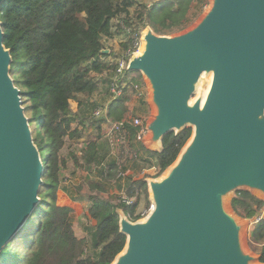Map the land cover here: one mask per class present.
Listing matches in <instances>:
<instances>
[{
    "label": "water",
    "instance_id": "1",
    "mask_svg": "<svg viewBox=\"0 0 264 264\" xmlns=\"http://www.w3.org/2000/svg\"><path fill=\"white\" fill-rule=\"evenodd\" d=\"M141 41L127 71L150 91L145 147L159 151L186 128L191 136L159 178L146 179V217L119 213L126 241L111 264H260L226 199L248 191L264 201V0H210L191 27H147ZM11 60L0 22V253L40 203L45 173Z\"/></svg>",
    "mask_w": 264,
    "mask_h": 264
},
{
    "label": "trees",
    "instance_id": "2",
    "mask_svg": "<svg viewBox=\"0 0 264 264\" xmlns=\"http://www.w3.org/2000/svg\"><path fill=\"white\" fill-rule=\"evenodd\" d=\"M202 6L203 0L1 3L3 45L12 58L10 76L20 90L22 106L33 125L32 138L45 173L38 193L40 203L24 228L0 253V264H111L123 250L126 237L119 232V213L135 222L141 218V203L148 212L146 179L159 178L173 164L190 138L191 129L164 136L159 151L138 142V128L129 119L127 103L134 93L132 86L143 85L142 76L124 70L119 84L125 81L127 86L112 99L110 85L116 71L113 60L118 53L101 51L106 49V40L116 35L124 37L120 43L123 55L132 51L134 40L147 27L157 35L179 33L190 25L195 10L200 11ZM101 90L109 99L104 105L92 100ZM71 102L77 103L76 113H72ZM97 108L105 110L98 118L93 116ZM87 110L91 111L89 117L85 116ZM79 117H91L98 132L96 137H88L80 161L72 158L74 166L88 174L81 177L75 197L87 202L86 213L95 221L94 226L85 227L81 238L73 229V209L56 203L66 166L60 152L66 139L80 138V130L71 129ZM106 122L122 124L103 138L101 124ZM139 164L142 170L152 169L153 175L143 174L136 179L125 175L129 166ZM93 169H98L99 178L89 176ZM114 185L119 193L111 192ZM229 206L239 218L254 221L264 209V201L248 191H237ZM249 240L260 245L258 262L264 264V217L253 223Z\"/></svg>",
    "mask_w": 264,
    "mask_h": 264
},
{
    "label": "rangeland",
    "instance_id": "3",
    "mask_svg": "<svg viewBox=\"0 0 264 264\" xmlns=\"http://www.w3.org/2000/svg\"><path fill=\"white\" fill-rule=\"evenodd\" d=\"M143 1H146V0H143ZM209 4H210V0H203L202 8H200V11L195 10L196 11L195 17L187 28L191 27L193 24H195L198 21V19L203 15V13L209 7ZM134 9L135 8H132L130 11L133 12ZM113 23H115V22H113ZM143 31L141 32V37L139 40L138 50H137L136 54H138V52L140 51V49L142 47L141 38H142ZM123 41H124V37L122 35H116L114 40L109 42V46L113 50L112 52L118 53L117 58H119L123 55V52H121V50H120V43ZM106 45H108V41H107ZM104 50H106V49H104ZM116 59L113 60L114 63L116 62ZM108 60L112 61L111 59H108ZM206 81H207V77H206ZM142 82H143V85L140 86V94H141V97L143 99L141 100L140 96L135 95L136 99L134 101V105L129 106V107H131V109L133 107H135L134 108L135 111L133 113L130 112L129 119H131L133 117L134 118L137 117V118H141V119L145 120L146 122H148L151 119L154 111H153L151 104L149 103V98H150L149 87H148V85H147V83L143 77H142ZM208 83L209 82H207V84L202 88L203 92H205L204 88L207 87ZM107 89H108V86H107ZM200 89H201V87L199 85L197 88L196 95L198 94ZM79 99H82V98L79 97ZM92 100H96L99 105H104V104H106V102L109 99H108V95L106 93H103L101 90V92L99 94H96ZM192 101H193V99H192ZM70 104H71L72 113H76L77 103L71 102ZM127 105H128V103H127ZM90 112L91 111L87 110L85 113V116L89 117ZM91 120H92L91 117L88 119H83L82 117L77 118V120L71 125V129L80 130L81 136H80V138L66 139L65 146L60 152L61 157H63L65 159L66 166H65V168L62 169V173H61V180H62L61 188L62 189L58 190L56 193V203L59 206L68 204L70 206V208L73 209L72 225H73V229H74L76 236L79 238L85 236V227L94 226L95 221L91 220L86 213V208L88 206L87 202L84 201L82 198H78V197L76 198L75 197L77 195L75 188L79 185L81 177H84L88 174L83 168L75 167L72 158L75 156L80 161L81 149L84 147L85 143L88 141V137L93 138V137L97 136L98 132H97L95 126L93 125V123L91 122ZM110 128H111V125L108 124V122L101 124V133L103 135L102 136L103 138L110 131ZM31 129H33V125L31 126ZM151 149H155V148H151ZM153 173H154V171L152 169H143L142 170V166H140V164H139L138 166H134V165L129 166V169L126 171L125 175H128L130 178L136 179V178L141 177L143 174H148V175L152 176ZM89 176H91L93 179L99 178L98 169H93L90 172ZM124 181H125V178H124ZM124 181H121L120 185H123ZM111 192L113 194L119 193L117 188H115V185L111 187ZM233 195L229 196L226 199V205L232 213H233V211L231 210V208L229 206V202H230L231 198L233 197ZM148 197L150 198V195ZM149 201H150V199H149ZM150 206H151V202L149 205L148 212L150 210ZM148 212L145 211V209L143 207V203H141L139 208H138V213L141 215V218L139 220H143V218L146 217ZM239 220L243 222L242 235H243V243H244L245 248L247 249V251L249 253H251V255L259 258L258 252L260 249V245L253 243L249 240L250 232L252 229V225L250 224V221H252V220H246V219H242V218H239Z\"/></svg>",
    "mask_w": 264,
    "mask_h": 264
},
{
    "label": "built area",
    "instance_id": "4",
    "mask_svg": "<svg viewBox=\"0 0 264 264\" xmlns=\"http://www.w3.org/2000/svg\"><path fill=\"white\" fill-rule=\"evenodd\" d=\"M141 34L138 38H136L133 42V50H128L123 56L119 57L116 59L115 65H116V71H115V75L113 77V80L111 82L110 85V92L112 94V99L120 96L123 88H125L127 86V82L122 81L121 84H119V82L121 81V75L123 73L124 70H127V65H128V61L130 60V58L133 55H136L137 50H138V45H139V40H140ZM132 89L134 91V95L140 96V86L137 85H133ZM105 112L104 109L101 108H97L93 111V116L94 117H100L101 115H103ZM122 124V123H121ZM121 124H114L111 125L110 130L112 131L113 129H116L118 126L117 125H121ZM132 124L134 127L138 128V132H137V136H136V140L138 142H141L143 144H145L146 139L149 136V131L147 130V122L141 118H132ZM128 204L131 203V201H126ZM262 218V216H259L257 218L254 219V223L259 221Z\"/></svg>",
    "mask_w": 264,
    "mask_h": 264
},
{
    "label": "crops",
    "instance_id": "5",
    "mask_svg": "<svg viewBox=\"0 0 264 264\" xmlns=\"http://www.w3.org/2000/svg\"><path fill=\"white\" fill-rule=\"evenodd\" d=\"M114 38L115 37H113L112 39H108V40H106V44H107V41H108V45H106L105 44V48H106V50H107V53H104V54H109L111 51H113L111 48H110V46H109V42H111L112 40H114ZM107 46V47H106ZM109 46V47H108ZM110 48V49H109ZM135 95L134 94H130V98H129V101H128V105H127V107H128V109H129V111L131 112V113H133L134 111H135V107H133L132 109H131V107H129L130 105H134V101H135ZM62 206H68V207H70L68 204H66V205H62ZM260 216H262V217H264V209L260 212ZM253 223H254V221H250V224L251 225H253Z\"/></svg>",
    "mask_w": 264,
    "mask_h": 264
},
{
    "label": "bare ground",
    "instance_id": "6",
    "mask_svg": "<svg viewBox=\"0 0 264 264\" xmlns=\"http://www.w3.org/2000/svg\"><path fill=\"white\" fill-rule=\"evenodd\" d=\"M209 80H210V77H207V82H209ZM206 89H207V87L204 88L205 92H206ZM205 92H203V93H205Z\"/></svg>",
    "mask_w": 264,
    "mask_h": 264
}]
</instances>
